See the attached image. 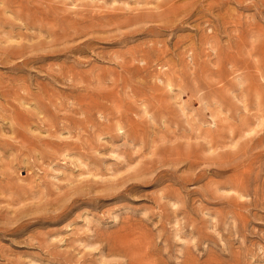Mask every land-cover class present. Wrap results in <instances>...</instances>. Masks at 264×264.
Listing matches in <instances>:
<instances>
[{
  "label": "rangeland",
  "instance_id": "374dc122",
  "mask_svg": "<svg viewBox=\"0 0 264 264\" xmlns=\"http://www.w3.org/2000/svg\"><path fill=\"white\" fill-rule=\"evenodd\" d=\"M0 264H264V0H0Z\"/></svg>",
  "mask_w": 264,
  "mask_h": 264
},
{
  "label": "bare ground",
  "instance_id": "6f19581e",
  "mask_svg": "<svg viewBox=\"0 0 264 264\" xmlns=\"http://www.w3.org/2000/svg\"><path fill=\"white\" fill-rule=\"evenodd\" d=\"M40 113V112H39ZM30 142V141H29ZM26 143V142H25ZM23 145V144H22Z\"/></svg>",
  "mask_w": 264,
  "mask_h": 264
}]
</instances>
